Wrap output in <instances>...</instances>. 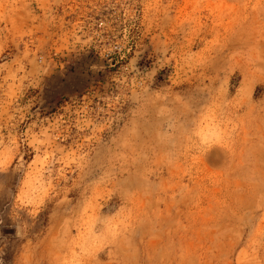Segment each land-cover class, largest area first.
Returning a JSON list of instances; mask_svg holds the SVG:
<instances>
[{
  "label": "rangeland",
  "instance_id": "374dc122",
  "mask_svg": "<svg viewBox=\"0 0 264 264\" xmlns=\"http://www.w3.org/2000/svg\"><path fill=\"white\" fill-rule=\"evenodd\" d=\"M0 264H264V0H0Z\"/></svg>",
  "mask_w": 264,
  "mask_h": 264
}]
</instances>
